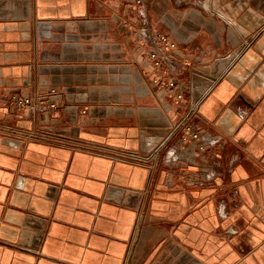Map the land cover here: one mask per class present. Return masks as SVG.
Segmentation results:
<instances>
[{"label": "crops", "instance_id": "obj_1", "mask_svg": "<svg viewBox=\"0 0 264 264\" xmlns=\"http://www.w3.org/2000/svg\"><path fill=\"white\" fill-rule=\"evenodd\" d=\"M136 1L0 0V264H264V0Z\"/></svg>", "mask_w": 264, "mask_h": 264}, {"label": "built area", "instance_id": "obj_2", "mask_svg": "<svg viewBox=\"0 0 264 264\" xmlns=\"http://www.w3.org/2000/svg\"><path fill=\"white\" fill-rule=\"evenodd\" d=\"M142 0H137L136 3L140 4V6H143ZM162 47H165L167 49H172L175 47V43L173 41H170L167 36L163 34H157L154 38H151V48L147 51L146 55L148 58H150L155 65L159 69L161 65L164 63V59L160 56L159 51ZM170 85H173V80H170ZM57 89L55 87L48 88V92H55ZM42 95L36 93L34 98H31L29 96H16L13 95L12 103L14 108L19 109L23 106H27L30 109H34L36 103L38 102V99H41ZM48 106L50 108L55 107V101L51 98L48 99ZM246 114L245 111H239V115L241 117H244Z\"/></svg>", "mask_w": 264, "mask_h": 264}, {"label": "bare ground", "instance_id": "obj_3", "mask_svg": "<svg viewBox=\"0 0 264 264\" xmlns=\"http://www.w3.org/2000/svg\"><path fill=\"white\" fill-rule=\"evenodd\" d=\"M176 158H178V157L176 156Z\"/></svg>", "mask_w": 264, "mask_h": 264}]
</instances>
